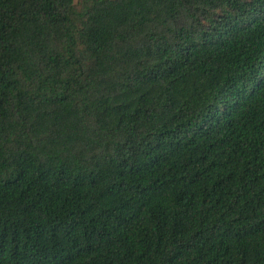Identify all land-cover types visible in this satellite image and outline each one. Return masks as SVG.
<instances>
[{
  "label": "trees",
  "instance_id": "obj_1",
  "mask_svg": "<svg viewBox=\"0 0 264 264\" xmlns=\"http://www.w3.org/2000/svg\"><path fill=\"white\" fill-rule=\"evenodd\" d=\"M0 264H264V0H0Z\"/></svg>",
  "mask_w": 264,
  "mask_h": 264
}]
</instances>
